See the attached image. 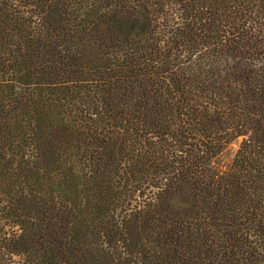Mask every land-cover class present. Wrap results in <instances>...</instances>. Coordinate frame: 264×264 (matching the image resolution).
<instances>
[{"label":"trees","instance_id":"1","mask_svg":"<svg viewBox=\"0 0 264 264\" xmlns=\"http://www.w3.org/2000/svg\"><path fill=\"white\" fill-rule=\"evenodd\" d=\"M0 264H264V0H0Z\"/></svg>","mask_w":264,"mask_h":264},{"label":"rangeland","instance_id":"2","mask_svg":"<svg viewBox=\"0 0 264 264\" xmlns=\"http://www.w3.org/2000/svg\"><path fill=\"white\" fill-rule=\"evenodd\" d=\"M239 142H241V138H239L236 143H233L232 146L230 147V149L227 151V153L224 156L225 161H228V160H230V158H232L235 150L238 147Z\"/></svg>","mask_w":264,"mask_h":264}]
</instances>
